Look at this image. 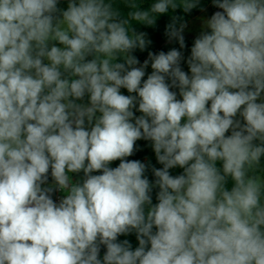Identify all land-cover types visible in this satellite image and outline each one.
I'll return each mask as SVG.
<instances>
[{
    "label": "clouds",
    "instance_id": "clouds-1",
    "mask_svg": "<svg viewBox=\"0 0 264 264\" xmlns=\"http://www.w3.org/2000/svg\"><path fill=\"white\" fill-rule=\"evenodd\" d=\"M59 3L0 0V264H264V0H212L188 72L132 25L199 0Z\"/></svg>",
    "mask_w": 264,
    "mask_h": 264
},
{
    "label": "trees",
    "instance_id": "trees-1",
    "mask_svg": "<svg viewBox=\"0 0 264 264\" xmlns=\"http://www.w3.org/2000/svg\"><path fill=\"white\" fill-rule=\"evenodd\" d=\"M153 2V0H143L142 7L147 8L149 5ZM219 9H216L212 5V0H199V4L196 8H193L190 12L185 13L182 9H177L176 11L169 10L168 13L161 14L156 18V23L153 26H146L142 25L136 22H133L132 27L135 29L136 32L140 33H146V40L151 41L150 44L147 45V47L141 51L140 49H136L133 52V55L139 60L140 65L143 64V62L148 59L149 52H152L154 54L159 53L160 51L167 52L171 50L172 48H176L180 50L183 53L184 60L181 62V67L184 71L188 72V66L186 63L187 57L190 55V49L194 42V39L197 36H189L184 35L185 37V48L180 49L179 43L176 40H170L169 37L166 35V28L169 24L173 23V19H176V26L179 27L181 23L186 24L189 21L197 19L199 16H201L203 13H207L210 17L211 15ZM126 11V10H125ZM137 65V66H140ZM152 69L149 63V66L145 69V77L151 73ZM173 91L177 92V98L179 97V90L174 88ZM121 92L125 95H129L126 89H121ZM135 95V94H132ZM82 103H87L88 98L87 96L84 98L83 101H77ZM138 108V105H137ZM242 119V118H240ZM230 134V133H229ZM127 160H139L142 163L146 164L147 169L145 172V176L149 179L150 182H154L155 177L152 172V168H162L163 166L157 162V159L155 157V153L153 151L152 145L150 141L141 139L136 141L135 147H134V153L132 156L127 157ZM120 161L116 160L113 161L110 167H117L119 165ZM262 164H264V158H262ZM170 174L173 176L179 175L182 173V169L180 168H173L170 169ZM99 174V173H94ZM49 183H51V176L49 175ZM229 187H231V182H229ZM158 192V188H153L151 192L152 196V202L153 204L157 203L156 200V193ZM128 240L133 248V250L138 247V240L136 239L135 232H132L128 235H122L118 237V242H122L123 240ZM106 249L104 246H101L100 251V257L102 258Z\"/></svg>",
    "mask_w": 264,
    "mask_h": 264
},
{
    "label": "rangeland",
    "instance_id": "rangeland-1",
    "mask_svg": "<svg viewBox=\"0 0 264 264\" xmlns=\"http://www.w3.org/2000/svg\"><path fill=\"white\" fill-rule=\"evenodd\" d=\"M60 8H66L67 7V0H60V3L58 5ZM205 18H210V16L205 12L201 16H199L197 19L189 21L186 23V27L184 29L183 35H189V36H198L203 28V20ZM264 95V94H262ZM77 103H82V102H77ZM134 113L136 116H139L140 113L136 110L133 109ZM239 118V117H238ZM112 164V162H111ZM111 164L109 166H111ZM76 177L77 180L82 179L83 173L79 174H72Z\"/></svg>",
    "mask_w": 264,
    "mask_h": 264
},
{
    "label": "built area",
    "instance_id": "built-area-1",
    "mask_svg": "<svg viewBox=\"0 0 264 264\" xmlns=\"http://www.w3.org/2000/svg\"><path fill=\"white\" fill-rule=\"evenodd\" d=\"M63 193L59 191H55L53 195V200L59 202L60 198L62 197Z\"/></svg>",
    "mask_w": 264,
    "mask_h": 264
},
{
    "label": "crops",
    "instance_id": "crops-1",
    "mask_svg": "<svg viewBox=\"0 0 264 264\" xmlns=\"http://www.w3.org/2000/svg\"><path fill=\"white\" fill-rule=\"evenodd\" d=\"M72 178H73L74 180H77L76 177H75L74 175H72ZM54 192H55V191H54ZM54 192L52 193V198H53ZM100 258H101V257H100ZM101 259H102V258H101Z\"/></svg>",
    "mask_w": 264,
    "mask_h": 264
}]
</instances>
